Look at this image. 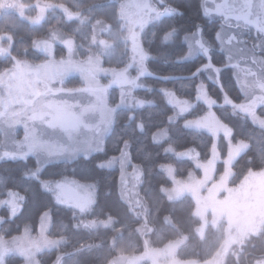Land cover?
Returning a JSON list of instances; mask_svg holds the SVG:
<instances>
[{
  "label": "trees",
  "instance_id": "16d2710c",
  "mask_svg": "<svg viewBox=\"0 0 264 264\" xmlns=\"http://www.w3.org/2000/svg\"><path fill=\"white\" fill-rule=\"evenodd\" d=\"M35 2L63 4L70 11L80 13L83 27L91 31L92 28L100 30L118 24V9L123 0H23L28 5ZM170 2L187 8L185 17L177 18L175 25L181 33L200 19L195 0ZM51 14L54 17H49L44 26L38 29L22 21L16 14L0 10V35L9 37V41H3L8 55L0 58V72L8 69L12 60L30 63L43 61L45 56L38 50L37 44L50 41L56 33L76 41L78 20L65 21L58 10ZM166 23L171 26L170 21ZM214 31V26L210 31L209 26L205 25L209 40ZM156 39V44L149 46L148 35L145 34V47L160 54L159 58L148 62L150 69L157 76L171 75L180 79L165 82L149 76L138 78V88L132 91L128 104H121L119 88L113 86L107 91V103L114 108V112L101 146L106 149V155H116L124 141L130 143L132 159L140 172L132 199L124 195L118 172L96 173L90 163L81 162L74 178L87 180L99 177L96 203L85 207L83 212L57 208L50 197L36 195L38 186L34 179L25 178L24 173L30 172L33 167L31 159L28 164L19 159L0 161L1 238L8 240L26 232L36 235L42 223L40 212L45 207L52 208L46 236L58 240V245L38 253L32 258V264H109L118 255H137L145 247L160 248L173 241L181 243L176 250L179 259L199 262L210 259L217 250L221 230L209 221L204 223L200 219L196 213V203L189 194L168 197L167 191L173 183L163 169L170 167L175 179L179 180L199 175L200 166L210 159L214 145L215 170L217 174L223 172L229 140L220 136L216 142L210 132L193 125L207 111H212L229 131L231 144L238 141L247 144L230 166L228 186L236 187L249 174L264 171V126L254 122L226 99L237 105L246 100V96L240 95L234 70L226 69L221 73L223 90L215 83L204 81L208 83L209 96L216 101L209 105L198 96L197 85L205 74L201 73L199 77L188 75L195 71L197 61L190 58L182 64L172 62L185 50L179 37L167 48L160 47L159 33ZM53 45L55 59L67 57L68 50L63 42H54ZM94 46L85 52L92 54ZM164 59L170 62L165 65ZM213 62L220 64L223 57L214 53ZM102 65L116 69L124 66L109 61H103ZM136 72L135 69L130 71L131 74ZM81 82L80 77L70 76L64 78L62 87L76 88ZM162 87L174 90L176 97L161 93ZM256 114L264 119V105L257 109ZM19 134L16 133L17 138H20ZM4 147L0 143V153L6 151ZM124 151H128L127 145H124ZM55 171L49 169L45 175ZM69 174L72 178L71 169ZM6 193L15 198L17 208L2 204ZM21 196L27 199L21 200ZM135 200L139 207L134 204ZM20 205L22 208L18 207ZM23 263L24 258L15 254L8 255L4 260V264ZM223 264H264V227L260 233L247 235L226 250Z\"/></svg>",
  "mask_w": 264,
  "mask_h": 264
},
{
  "label": "snow or ice",
  "instance_id": "6c2138e0",
  "mask_svg": "<svg viewBox=\"0 0 264 264\" xmlns=\"http://www.w3.org/2000/svg\"><path fill=\"white\" fill-rule=\"evenodd\" d=\"M195 7L200 19L181 33L175 25L177 18L185 17L186 6L181 7L171 3L170 0H123L117 20L119 28L122 31L127 30L126 38L133 46L132 62L137 67V78L149 76L162 79L165 82L180 79V77L171 75L157 76L150 69L148 62L159 58L160 54L151 52L150 47H145L146 33L149 46L156 44L159 33L161 48H167L170 44H174L176 37H179L185 50L182 55H177L172 62L182 64L190 58L197 61L195 71L188 75L199 77L201 73L205 74L204 79L200 80L197 85L201 94L200 98L205 99L209 105L216 103L215 99L209 96L208 83H215L223 90L221 73L226 69H233L240 95L246 96L251 93L252 99L248 100L246 104L237 105L226 97L227 102L239 108L249 117L259 119L256 115L257 109L264 105V0H195ZM169 21L171 26L166 23ZM205 25L209 26L210 31L212 26L215 28L211 40L205 34ZM225 32L227 35H224ZM214 53L223 57L222 63L213 62ZM241 61L245 62L243 63L244 67H241ZM169 62L167 59L163 61L165 65ZM252 65H255V68ZM29 71L32 70L29 69ZM67 71L68 69L60 68L55 70L54 75L46 72L43 77L38 71H35L33 80L28 81L29 91L27 94L33 97L31 100L24 96H21L20 99L13 98V92L17 90V86L11 82L5 83L0 78V89H3V92L0 93V118L14 109L15 111H11L12 116L23 114L27 120V123L21 119H12L11 122L3 121L5 128L11 130L13 137L16 135L17 126H23L25 134L22 139L25 142L22 144L20 140L14 139L12 143L15 145L16 151L0 153V161L19 159L28 164L31 159L33 167L30 172H25L24 176L26 179L35 180L38 186L36 195L50 197L52 204H55L57 208L64 207L83 212L85 207L96 203L99 177L87 180L74 178L76 168L81 162L90 163L96 173L116 171L120 174L121 179L124 169L134 168L136 164L132 159L131 145L128 141L123 142L116 155H106V149L103 146L93 148L89 144L85 148L70 147L60 140L45 139L47 131H58L69 143L74 142L79 133V125L83 123L82 118L87 115V107L78 101H42L41 107L36 108V100L46 96L48 92H51L53 96L59 95L61 91H79L91 94L92 85L88 76L83 75V70L80 71L84 85L75 90L64 89L62 87L63 77ZM237 71L240 72L239 76H237ZM11 79H15V77L13 76ZM205 80L208 83H205ZM37 83H43L46 91L36 87ZM52 83H59L61 87L53 89ZM132 83H135V80ZM160 91L165 95L176 97L174 90L162 87ZM21 103L25 105L24 109L17 107ZM28 108L33 109L31 114L27 113ZM76 108H80L81 111L77 113ZM69 115L77 121L76 124L69 126L65 123ZM29 124L32 125L30 134L28 132ZM36 124H40L41 128H37ZM118 139L121 138L118 137ZM124 145L128 147L127 152L124 151ZM21 149L24 150L21 151ZM49 169H56V171L45 175ZM69 169L72 170V178H70ZM20 199L26 200L27 197L21 196ZM18 207L22 208V205ZM45 217L50 223L52 219L50 206L40 212L41 222H44Z\"/></svg>",
  "mask_w": 264,
  "mask_h": 264
},
{
  "label": "rangeland",
  "instance_id": "374dc122",
  "mask_svg": "<svg viewBox=\"0 0 264 264\" xmlns=\"http://www.w3.org/2000/svg\"><path fill=\"white\" fill-rule=\"evenodd\" d=\"M0 10L16 14L22 21L38 29L44 26L49 17H54V14H51L54 10H58L65 21L71 19L78 20V26L75 28L76 41L64 38L56 33L50 38V41L46 40L37 44L38 50L45 56L43 61L30 63L28 61L12 60L10 67L0 72V78L5 83L11 82L17 86V90L13 92V98L20 99L21 96H24V98L31 100L33 97L27 94L29 91L28 81L33 80L35 71H38L40 76L43 77L46 72L54 75L56 69H68L63 79L76 75L80 77L82 82L79 87L64 89L75 90L84 85L80 71L83 70V75L88 76L92 85L91 94L79 91H61L59 95L53 96L51 92H48L46 96H42L36 100V108L39 109L41 107L42 101H78L81 105L87 107V115H84L82 118L83 123L79 125V133L76 136V140L69 143L58 131H47L45 139L60 140L70 147L85 148L89 144L93 148L101 147L102 141L111 125L114 112V108L107 103V91L113 86L119 88L121 92V104H128L131 102L129 97L132 91L138 88V71L136 74L130 73L132 69L137 70V67L132 62L133 46L126 38L127 30L124 29L122 31L119 28V24H116L112 27L106 26L100 30L92 28L89 31L83 27L80 13L70 11L61 3L35 2L28 5L23 3V0H0ZM119 10L120 6L118 15ZM224 35H227V32ZM8 38L6 35H0V58L8 55L7 47L3 45L4 40L9 41ZM249 39L251 40V37ZM54 42H63L68 50L66 58H54ZM93 44L95 46L92 54L85 52ZM103 61L123 64L124 66L122 69H116L115 67L102 65ZM243 63L245 62L241 61V67L245 66ZM252 67L255 68V65H252ZM29 69L32 71H29ZM237 72L239 76L240 72ZM13 76L15 79L10 80ZM133 80H135V83H132ZM36 87L46 91L43 83H37ZM51 87L56 89L61 86L59 83H52ZM2 92L3 89H0V93ZM198 94L201 97L199 91ZM251 99L252 94L249 93L246 95L245 104ZM17 107L24 109L25 105L21 103ZM237 109L240 111L239 108ZM11 111L15 110H10L3 118H0V143L1 146L4 145L6 147V151L14 152L16 148L12 141L17 139L23 144L25 141L22 137L25 134V129L23 126H17L15 132H20V138H17L16 135L13 137L11 130L5 128L3 121L11 122L12 119H21L24 123H27V120H25L23 114L12 116ZM75 111L79 113L81 109L76 108ZM32 112V108L27 109L28 114ZM257 117L259 119L252 117L251 119L264 126V123H261L264 119L258 115ZM65 123L72 126L77 121L69 115ZM193 125L210 132L216 142L220 136H224L229 140L228 154L223 172L220 174L216 173V154L213 145L211 157L205 164L200 166L199 175H191L184 180H179L175 179L170 167L163 168L173 183L172 188L167 191V194L169 198H175L183 193L189 194L196 203V213L200 219L204 223L209 221L221 230V237L218 241L216 252L205 262L179 259L176 255V250L181 243L173 241L160 248L145 247L144 251L137 255H118L109 264H223L226 250L232 245H237L245 236L256 235L263 230L264 171L249 174L245 181L236 187H229L227 184L228 178L231 175L230 166L234 159L246 149L247 144L242 141L231 144L229 131L217 120L212 111L205 112ZM35 126L41 128L40 124H36ZM31 131L32 125L29 124V134ZM23 150L21 149V151ZM133 169L129 171L125 168L123 178L121 179L124 195L131 199L134 197V187L138 184L140 177L139 169L136 167ZM2 204H7L12 209L17 208L15 198L9 193H6ZM134 204L139 207V203L136 200ZM47 223L48 218L45 217L36 235L26 232L8 240L0 237V264L2 262L4 264L5 258L12 254L24 258L23 264H32V258L38 253L58 245V240L50 239L46 236Z\"/></svg>",
  "mask_w": 264,
  "mask_h": 264
}]
</instances>
